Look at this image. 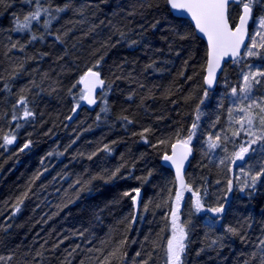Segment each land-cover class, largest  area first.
Listing matches in <instances>:
<instances>
[{
  "label": "trees",
  "instance_id": "obj_1",
  "mask_svg": "<svg viewBox=\"0 0 264 264\" xmlns=\"http://www.w3.org/2000/svg\"><path fill=\"white\" fill-rule=\"evenodd\" d=\"M69 3L65 11H54ZM37 6L57 18L45 28L50 15L42 12L30 30L15 31L17 20L23 22ZM78 9H83L82 15ZM239 14L237 6L230 9L232 26ZM252 15L261 13L254 8ZM117 28L126 33L124 39ZM33 35L37 39L32 40ZM184 35L188 38L181 39ZM251 43L250 31L245 52L237 62L224 66L215 89L205 96L206 45L187 20L171 14L167 0H39V5L36 0H3L0 256L11 255L8 264H101L124 241L123 258H113L110 264H167L170 217L178 189L161 159L174 143L188 138L195 122L189 142L193 154L185 174L191 191L182 189L185 195L178 209L187 234L182 264L250 261L264 238V177L254 189L240 187L237 183L243 178L237 182L212 158L232 153L245 138L242 133L232 136L234 127L225 112ZM101 55L98 70L111 87L103 88L96 108L88 111L79 104L82 91L77 82ZM250 60L252 67L263 70L264 58ZM21 88H26L23 95L34 115L13 120ZM15 114L23 117V108L17 107ZM17 123L22 126L16 128ZM218 133L228 141L221 139V146L209 151V138ZM5 135H15L14 146L4 144ZM28 142L30 146L21 151ZM105 145L110 151L104 150ZM257 154L260 167L264 154ZM118 167L117 178L105 182ZM87 181H91L89 190L81 191ZM25 192L27 197L13 215L17 198ZM193 192L205 208L224 205L211 230L206 225L212 213H196ZM137 193L141 201L135 214ZM241 224L245 240L226 237L222 246L212 244L224 234V226ZM251 264H259L258 257Z\"/></svg>",
  "mask_w": 264,
  "mask_h": 264
},
{
  "label": "snow or ice",
  "instance_id": "obj_2",
  "mask_svg": "<svg viewBox=\"0 0 264 264\" xmlns=\"http://www.w3.org/2000/svg\"><path fill=\"white\" fill-rule=\"evenodd\" d=\"M37 5H39V0H36ZM167 2L171 5L173 9H184L188 11L192 17V20L195 21L196 29L203 33L208 38L209 43V52H208V61H207V71L208 76L205 77V83L211 87L213 83V79L215 78L216 69L220 68V59L223 56L228 55L229 52H231L234 62H237L235 60V57L237 56L241 44L244 42L245 35L247 34L246 25L248 24V21L250 18H252L253 9L254 7L260 6L264 7V0H236L239 4L242 5L243 8V14L240 15V22L239 25L236 26L235 30H232L228 27V21L226 19V12L228 10V6L230 3L233 2V0H182V2H178V0H167ZM0 3H3V0H0ZM71 7L70 3L65 4L64 7H56L54 11L56 13H60L65 11ZM81 15L83 14V9L77 10ZM49 14L50 10L47 8H42L40 6H37L34 11L29 12L27 15L23 17V22H20L17 20L16 26L14 28L15 31H25L30 30V25L32 21H37L38 18L41 16V13ZM132 13H129L131 15ZM56 16L50 15V19H46L44 21V27L47 28L51 20L56 19ZM103 23V22H102ZM156 25L153 24L152 27L154 28ZM115 28V26H113ZM117 32H119V35L121 39H124L126 37V33L123 30L116 29ZM257 37H259V40L257 41ZM181 39L188 38L187 35L181 36ZM32 40L37 39L35 35L31 37ZM57 40H60L61 37L57 36ZM251 47L248 48L246 52V56L248 57H257V58H264V15H261L258 19V29L257 31L251 35ZM133 44L137 43L136 41H132ZM107 43L105 45H102V47H107ZM114 46V45H113ZM17 44H12V48H16ZM20 50H23V45H20ZM99 51V49H97ZM95 54V53H93ZM103 55H101L95 63L88 68V70L82 75L77 83L84 84L86 86L85 90L82 91L80 94L81 100H86L89 104H95L96 100L90 95V93L96 88V87H108L110 88L111 85H106V82L104 79L101 78V74L99 72V66L101 64V61L103 60ZM185 64H187V61H185ZM22 67V65H21ZM148 67H152V65H148ZM249 67V71L243 72V83L239 86V95L236 87L232 88V96L237 98V101L240 103H243L245 100L249 101L245 106L243 107H236L235 109L229 108V118L232 123L239 125V128L234 130L232 132L233 137H238L243 132L244 135L248 137L246 141H244L238 151H235L231 157H228L229 159H232L233 161L241 160L243 161L245 159L246 154H253L260 152L264 154V95H260L259 97L254 98L253 93L256 91H260L261 89H264V70H260L259 68L256 71H252V66ZM15 75V70H14ZM183 75V73H181ZM119 78V77H117ZM188 79H192V77H188ZM7 88L8 86L5 85ZM73 88L76 87L74 84L72 86ZM26 91V88H21L20 92L21 95L16 101V104L13 105V120L17 119H25L27 120L30 117H33L34 113L31 109L28 107V100L23 93ZM71 89H69V94H71ZM107 93H104L106 95ZM204 95H208L207 89H205ZM243 97V100L240 99V97ZM131 99V97H129ZM203 103V101H201ZM17 107L23 108V117H17L15 114V109ZM197 109H199V105L197 106ZM75 108H73V112H75ZM102 112H106L107 108H102ZM238 112L241 115L234 116L233 113ZM100 119L99 114L97 115V120ZM122 119L128 121V123H132V121L128 120L127 116L122 117ZM199 119V115L197 116V120ZM22 125L19 123L16 124V128H20ZM197 128V124L193 122L192 128L189 130L188 138L185 140L180 141L179 143L183 148L186 149L185 152L182 153L181 158L179 161L175 159V149L177 147L176 144H173V156L165 155L163 157L166 161H171L177 168V175L178 178L181 180V184L184 188H187L189 191H191V188H189L187 185L184 184L183 178L180 177V169L183 166V161L187 159L188 153L191 152V148H188V144L191 141L193 135L195 134V129ZM149 129H145L144 132H149ZM143 136V134H141ZM4 144H12L15 141V135H12L11 138L9 136L5 135L3 137ZM221 140V137L219 134L216 135V137L209 138L208 143V149L209 151L215 150L217 147H220L221 145L218 144V141ZM224 141H228V137H223ZM147 142V141H145ZM31 142L25 143L21 151L23 149H26L30 146ZM255 146V147H253ZM105 151H110L109 146H104ZM225 151L227 149L225 148ZM51 155V153H49ZM92 155H95L93 153ZM89 159L92 158V156L88 157ZM224 161L222 160L221 163ZM120 168L118 167L115 171H113L105 180V182H108L114 178H117V174L119 173ZM243 171V169H242ZM243 175L246 177L244 184L246 187L253 188L257 184L258 181L261 180L262 177H264V163H262L257 171L254 173H251V171H245L243 172ZM93 179H103V177H93ZM144 179H147L145 177ZM250 181V183H249ZM77 183H80L77 181ZM91 181L84 182L81 184V191H87L89 190L87 185L90 184ZM232 182L229 181V191H231ZM241 191H244V188L240 189ZM139 191L138 189L136 190ZM198 191V190H197ZM124 196H128L129 193L125 192L123 194ZM182 196V192H177V201ZM194 200H193V207L196 211V213L200 212H209L212 213V216L208 218V222L206 227L208 229H212L216 226L219 220L218 214L223 213L224 211V205L220 204L216 207H207L202 204L201 197L197 195V192H193ZM27 197V192L23 194V196L17 198V202L14 205V212H18L20 210V204L23 203V199ZM176 213L175 210L173 211V237L168 240L167 245V264H182V256L186 251V244L184 243L186 239V232L185 229L179 225L176 224ZM251 225H249L250 227ZM243 224H241L239 227L228 225L224 226V234L217 237L216 240L212 241V244H218L221 243L226 237H238L240 240H245V236L242 234ZM177 232L179 235H177ZM207 235V234H206ZM124 241H121L114 249H112L110 252H108L105 256L101 264H110L111 259L117 258L122 259V249H123ZM257 251H254L251 254V260L259 259V264H264V238L259 240V243L256 245ZM75 251V249H73ZM37 255H41L40 253H37ZM140 253H137V256H139ZM199 255V252L197 253ZM13 257L11 255L5 257L0 256V264H8L9 261H11ZM250 261H246L245 264H251ZM144 264H147V261L144 262Z\"/></svg>",
  "mask_w": 264,
  "mask_h": 264
},
{
  "label": "water",
  "instance_id": "obj_3",
  "mask_svg": "<svg viewBox=\"0 0 264 264\" xmlns=\"http://www.w3.org/2000/svg\"><path fill=\"white\" fill-rule=\"evenodd\" d=\"M178 2H182V0H178ZM168 6H169V10L171 12V14L176 17V18H182V19H185L187 20L191 26L193 27L194 31H195V34L196 36H198L200 39L203 40V42L205 43L206 45V49H207V61H208V52H209V43H208V38L203 34V33H200L197 29H196V25H195V21L192 20V17L190 15V13L184 9H173L171 7V5L168 3ZM232 6H238L239 7V10H240V15L243 14V8H242V5L239 4L238 2H236V0H233L232 3L229 4L228 6V10L226 12V19L228 21V27L232 30H235L236 26L239 25V18H240V15L238 16V19L235 23L234 26H231L230 22H229V10H230V7ZM251 20L252 18L249 19L248 21V24L246 25V29H247V34L245 35V38H244V42L241 44L240 46V49H239V52L237 54V56L235 57V60H238L241 55L243 54V52L245 51V48L248 44V41H249V25L251 23ZM207 61H206V67H205V75H204V88L207 89V91H213L218 83V80H219V77L223 71V68L226 64L228 63H232L234 62V58L231 54V52L228 53V55L226 56H223L221 59H220V68L216 69V73H215V78L213 79V83H212V86L209 87L206 83H205V77L208 76V71H207ZM80 88L82 90H85L86 86L84 84H80ZM102 91V87H96L91 93L90 95L96 100V103L95 104H89L86 100H83L82 101V107L86 108L88 111H93L96 106H97V98L100 94V92ZM177 145L176 149H175V159H177V161H179V159L181 158V155L183 152L186 151L185 148H183L181 146V144L179 142H176L174 143ZM188 148H191V152L188 153L187 155V159H185L183 161V166L181 167L180 169V177L183 178V182L185 180V174L189 168V164H190V161H191V158H192V147L190 145L187 146ZM173 153H174V150H173V147L171 146L170 148V151L168 152V154H165V155H168V156H173ZM164 155V156H165ZM163 156V157H164ZM162 157L161 159V163L162 165L167 168L170 172H172L173 176H174V179L176 181V184H177V188L178 190L179 189H182L183 186L181 184V180L180 178H178V175H177V168L176 166L171 162V161H166L164 160ZM140 201H141V193H137L135 195V198H134V201H133V205H134V210H135V214L138 213V210H139V206H140Z\"/></svg>",
  "mask_w": 264,
  "mask_h": 264
},
{
  "label": "rangeland",
  "instance_id": "obj_4",
  "mask_svg": "<svg viewBox=\"0 0 264 264\" xmlns=\"http://www.w3.org/2000/svg\"><path fill=\"white\" fill-rule=\"evenodd\" d=\"M245 2H246V0H245ZM254 8H256L257 11L261 13V15H264V7L257 6V7H254ZM259 17L260 16L258 15L257 17H254L252 19L251 30H250L251 31V35L254 34L257 31V29H258V19H259ZM258 40H259V37H257V41ZM250 58H253V57H248V56L245 55V58L243 59V62H242V65L244 64L243 66H245V69L243 67V69H242L243 71H241V73H240V81H239V83H238L239 85L237 87L238 95H239V86L243 83L242 73L246 72V71H249V67H247V66H251L250 63L253 62L252 60H250ZM258 68L261 69L259 66L256 65V67H251V70L252 71H256ZM263 70H264V68H263ZM261 94H264V90L263 89H261L260 91L254 92L253 93V97H254V95H256V97H259ZM256 97H254V98H256ZM240 99L243 100V97L241 96ZM248 102L249 101L245 100L243 103H240L239 101H237L236 97L231 95L230 103H229L230 107L229 108L235 109L236 107H243ZM79 104H81V99L80 98H79ZM226 114L228 116V123L230 124V126L232 128L234 127L233 128L234 130L239 128V125L234 124V123L231 122V120L229 118V111L225 112V115ZM233 115L234 116H238V115H241V114L238 113V112H234ZM242 134L244 135L243 132H242ZM219 135H220L221 139H223L224 136H222V134H219ZM244 136H245V138L243 139L242 143L248 139V137L246 135H244ZM9 138H11V136H9ZM11 145L14 146L15 143H12ZM240 145H239V147H240ZM239 147L235 151H238ZM253 147H255V146H253ZM235 151H233L232 153L228 152L226 156L225 155L224 156L223 155L222 156L218 155L215 158L213 157L212 161L216 162V164L218 166L223 167L226 170V172L228 171L229 174H231L235 178V180L237 182H239L243 178L242 179L243 181H240L239 183H237L240 187H242V186L245 185L244 184V181H245L244 177L245 176L243 175V172L251 171V173H254L255 171H257L259 169L258 160H259L260 155L257 154V153H253V154H250V155L246 154L245 159L243 161H241V160L233 161L232 159H229L228 157H231L232 154ZM222 160L224 161L223 163H221ZM242 169H243V171H242ZM177 192H182L181 198L185 195V192L182 191V189L177 190ZM181 198L179 199V201H177V198H176L177 204L175 202L176 205H175V207L173 209V211L175 210L176 217H177L176 224L179 225V226H181V223H180V219L178 217V215H179L178 209H179V202L181 201ZM173 211H172L171 217H170V239L173 237V232H174V229H173ZM177 235H179L178 232H177ZM184 243H185V241H184Z\"/></svg>",
  "mask_w": 264,
  "mask_h": 264
},
{
  "label": "bare ground",
  "instance_id": "obj_5",
  "mask_svg": "<svg viewBox=\"0 0 264 264\" xmlns=\"http://www.w3.org/2000/svg\"><path fill=\"white\" fill-rule=\"evenodd\" d=\"M101 78H102V77H101ZM79 88H80V84H79ZM103 88H104V87H103ZM103 88H102V91H103ZM80 89H81V88H80ZM102 91H101V92H102ZM101 92H100V93H101ZM99 95H100V94H99ZM97 103H98V102H97Z\"/></svg>",
  "mask_w": 264,
  "mask_h": 264
}]
</instances>
